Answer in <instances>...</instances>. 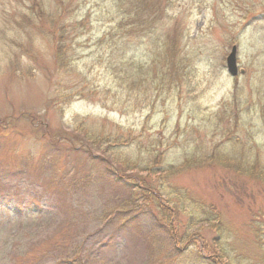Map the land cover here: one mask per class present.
<instances>
[{"label":"rangeland","instance_id":"rangeland-1","mask_svg":"<svg viewBox=\"0 0 264 264\" xmlns=\"http://www.w3.org/2000/svg\"><path fill=\"white\" fill-rule=\"evenodd\" d=\"M148 2L159 19L125 49L120 0H0V264H216V213L263 264L249 226L264 186L238 165L264 171V0ZM128 130L139 146L119 158L96 139ZM149 147L156 174L141 170Z\"/></svg>","mask_w":264,"mask_h":264},{"label":"trees","instance_id":"trees-1","mask_svg":"<svg viewBox=\"0 0 264 264\" xmlns=\"http://www.w3.org/2000/svg\"><path fill=\"white\" fill-rule=\"evenodd\" d=\"M120 3L122 4L121 6L123 7V8H120L121 10H123V16H122V19L119 20L116 26V29L119 30L120 44L125 49H129L130 45L134 42V39H136L137 37L136 32L142 31L143 27L146 25L151 26L157 22V20L159 19V15H160V8L157 4L154 6V8H151V9H148V7L146 8V5L149 4L148 0H120ZM65 36H66L65 27L60 26L57 23V21L54 20V37L53 38L54 40H56V42H54V44L56 43L55 44V47H56L55 56H56V62L60 66L61 64L62 66H64L67 60L66 52L64 49V46L67 40V37ZM126 64H128V66L125 67L127 71L124 70L125 72L124 76H126L127 79H131L133 77L135 78L138 72V68L134 67L132 63H126ZM163 64L166 66H169L167 61L163 62ZM161 73L162 72L158 74H161ZM158 74L157 76L159 77ZM77 124L79 128L82 127V124L79 126V122ZM96 139L98 140L100 145L104 143L107 144V147L110 148L109 151H115L116 154L114 156H116L117 158H119V156L122 155L121 153H119V150H121V148L126 147L127 149V148H130L133 144H135L137 147L139 146V143L135 142V139H136L135 135H133V133L129 130L126 131L125 133H122V132H118L116 134L108 133L106 135H103L102 137L97 136ZM146 152L149 154L150 158L148 161H144L143 163H141V164H144L141 170L142 172H145L147 174H156V171L153 170V168H156L157 164H159V162L157 163V161H155L157 156H154L153 160L151 159L152 150L150 149V147L146 148ZM217 152L219 153V151L216 150V153ZM95 156L100 161H102L103 159L102 162H103L105 173L111 182L124 186V187H128L126 182H124V180H122L120 176H118V174H120V171L118 168L116 169L113 167L112 164L110 165V163L105 162L104 158H102L101 156L99 155H95ZM255 163L256 162L252 164H247L249 168L247 169V167H245L244 164L241 165V162H240L238 165V168H241L247 171L249 175L250 174L252 175V176L250 175L251 177L255 175L254 177L257 178V181L264 186V171L258 170L261 173H257L255 170H253L256 167ZM224 164H226L227 167H229V169L233 167L232 163H222L221 165H224ZM188 166H189V163L186 161L182 163V165H180L178 169L175 170V167H172V168L167 169V171H165L164 173L167 175H172L174 174L173 172L179 169H185ZM135 181L136 180L132 182V184L134 185V189L140 192L144 191L143 189H140L138 183ZM143 184H145V182ZM183 202L184 203L189 202V204H193V205L195 204L193 200L186 199V201L184 200ZM186 203L184 207L185 209L187 207ZM203 204L199 206V208L201 209V212L194 213L193 215L191 214V216L189 217V222L191 224H193L195 218H197L198 216L202 214L204 215L208 214V212H206V209H205L207 208V206ZM161 209H165V208L161 207ZM170 210L172 211L173 207ZM221 218H222L221 214L216 213L214 217V219L216 220V224H215L216 237H214V239L212 240L213 241L212 244L216 245L214 249L215 257H216V264H258L257 262L247 263V260H248L247 256H245L243 252L237 253L236 251L235 252L233 251V248H231L232 245H230L231 242H229V240L232 237V233L231 231L225 228L224 222ZM250 220H251L250 221L251 226H249L250 227L249 230L251 231V234L254 232V234L251 236L253 237V239H255L254 245L258 249V252H259L258 257H262L264 261V213H257ZM208 222H210V218H208ZM187 236H189V234ZM187 236L185 235L184 237H187ZM216 248H217V252H216ZM197 261H200L198 263H201V261H206V260L202 257H197Z\"/></svg>","mask_w":264,"mask_h":264},{"label":"water","instance_id":"water-1","mask_svg":"<svg viewBox=\"0 0 264 264\" xmlns=\"http://www.w3.org/2000/svg\"><path fill=\"white\" fill-rule=\"evenodd\" d=\"M235 53H236V47L232 46L230 53L227 55V57L225 59L226 69L231 75H236L237 74ZM239 72L242 73L243 70L240 69Z\"/></svg>","mask_w":264,"mask_h":264}]
</instances>
